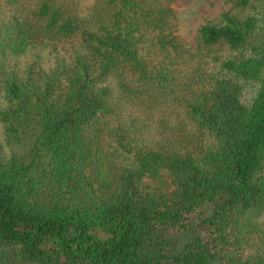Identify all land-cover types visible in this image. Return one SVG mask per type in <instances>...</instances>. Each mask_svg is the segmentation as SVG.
Listing matches in <instances>:
<instances>
[{
  "label": "trees",
  "instance_id": "trees-1",
  "mask_svg": "<svg viewBox=\"0 0 264 264\" xmlns=\"http://www.w3.org/2000/svg\"><path fill=\"white\" fill-rule=\"evenodd\" d=\"M171 1L96 0L80 17L58 0H0V127L14 147L0 159V264H264V0L203 26L187 73ZM58 45L71 50L63 80L11 65ZM146 99L161 141L132 145L145 126L122 122L114 141L132 162L104 159L97 127Z\"/></svg>",
  "mask_w": 264,
  "mask_h": 264
},
{
  "label": "rangeland",
  "instance_id": "rangeland-1",
  "mask_svg": "<svg viewBox=\"0 0 264 264\" xmlns=\"http://www.w3.org/2000/svg\"><path fill=\"white\" fill-rule=\"evenodd\" d=\"M239 1L241 0H172L170 5L174 12V17L171 20L173 26L174 36L178 38V41L182 45V49L186 52L183 59L179 60L181 64L185 61H190L188 64L182 66V70L189 72L192 69L193 63L197 60L194 58V55H197L200 50V31L203 26L212 23L219 24L222 20V17L225 14H230L236 16L239 19H245L250 16V13H253V10L247 8H242L239 6ZM58 2H63L70 5L74 14L80 17H89L92 14V9L96 3V0H58ZM256 5H261L263 0H252ZM219 50V54L224 57L236 56L237 52H230L228 49H223L221 47H215L214 49ZM69 48L64 45H58L57 48L54 46L45 47L42 49H33L25 55L13 59L12 64L17 65V68L21 73H23L26 68L32 64L34 61L38 62L39 65L43 68V71L51 74L54 70L58 69V76L65 79L64 76H61L60 73L64 71V64L66 61H70ZM64 86V82L62 83ZM258 92V85L253 83L245 84V102L250 104L252 99L256 96ZM124 105L119 103V106ZM126 104L123 108H120V115L113 118H105L102 122L104 125L97 127V132L102 134L104 138V152H102L104 159L108 160L116 165L123 166L124 164H130L132 162V156L129 155L125 149L120 147L114 141L115 128L118 127L122 122L126 123L125 127H133V125L138 124L141 129L143 125L145 126V131L135 132L132 134L131 142L132 145L138 143H158L161 141L159 136L148 133L147 123L154 125L158 117L162 114L160 110L154 111L150 105V101H146L142 104L141 101L135 100L134 103H131L126 107ZM166 109V108H162ZM176 109V107H172ZM171 109V110H172ZM165 111V110H163ZM148 112V114H147ZM167 113H169L167 111ZM122 120H121V118ZM154 119L149 121V119ZM123 123V124H124ZM0 143L2 149L0 151V159L7 160L14 153V147L12 144L8 143L3 135L2 128L0 127ZM112 152L108 154L107 152ZM261 228L264 230V214L260 218Z\"/></svg>",
  "mask_w": 264,
  "mask_h": 264
}]
</instances>
